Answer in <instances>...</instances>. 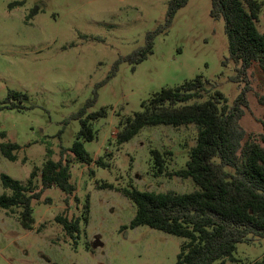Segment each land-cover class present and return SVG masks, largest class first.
<instances>
[{
	"label": "rangeland",
	"instance_id": "1",
	"mask_svg": "<svg viewBox=\"0 0 264 264\" xmlns=\"http://www.w3.org/2000/svg\"><path fill=\"white\" fill-rule=\"evenodd\" d=\"M169 1L0 0V143L21 146L16 161L0 149V195L12 194L2 185V173L27 184L31 171L48 159H70L76 187L71 194L58 187L44 190L33 201L30 229L22 224L20 208L0 207V264H177L186 239L145 225L131 228L136 205L122 189L193 191V179L177 171L186 166L197 127L146 126L126 143L116 140L121 119L142 110L163 87L202 75L229 105L244 90L247 106L240 123L247 138L260 140L264 72L254 64L239 82L232 80L240 65L229 59L225 20L212 17V0H189L155 37L153 54L135 65L126 60L147 45L149 32L165 24ZM258 1V27L264 32V0ZM35 7L39 12L31 16ZM96 93L88 113L105 107L107 114L92 122L96 138L84 142L93 157L87 165L70 148L81 129L74 116ZM154 149L165 156L164 173L157 172ZM35 180L40 185V178ZM58 215L82 216L79 232L68 235ZM99 239L102 245L94 248ZM234 256L235 261L214 264L262 259L264 240L239 243Z\"/></svg>",
	"mask_w": 264,
	"mask_h": 264
},
{
	"label": "trees",
	"instance_id": "2",
	"mask_svg": "<svg viewBox=\"0 0 264 264\" xmlns=\"http://www.w3.org/2000/svg\"><path fill=\"white\" fill-rule=\"evenodd\" d=\"M188 1L170 0L165 24L149 32L147 45L126 60L135 65L153 54L155 37L171 26L177 11ZM261 9L262 3L258 0H212V17L225 20L229 59L240 65L232 77L235 82H239L254 64L264 72V32L258 27ZM38 12L35 7L30 14L34 16ZM224 63L227 64V60ZM117 68L118 63L109 78L115 75ZM209 85L208 79L198 75L181 85L163 87L143 102L142 110L121 119L116 135L117 142L122 144L146 126L194 124L197 127L196 144L190 150L185 168L177 171L180 176L193 179L196 184L193 191L122 189L136 205L131 228L145 225L186 239L177 264L235 261L234 253L239 243L264 240V131L260 140L247 138L248 134L240 123L247 106L244 90L233 105H229L225 94L217 89L211 92ZM10 95L27 99L19 92ZM96 101L97 93L74 116L80 119L81 129L70 151L80 163L87 165L93 162V157L84 142L96 138L92 122L107 114L105 107L88 113ZM260 101L264 103V96ZM15 107V104L10 106ZM2 137H6L4 132ZM20 147L10 141L0 143L3 155L11 161L17 160L15 152ZM152 154L157 172L164 173L165 156L158 149L152 150ZM70 161L46 160L41 167L31 171L27 184L2 173V185L12 194L0 195V207L20 208L22 224L30 229L35 219L33 201L40 200L44 190L58 187L68 194L76 190L71 182ZM36 178H40V185ZM88 205L86 202L87 210ZM82 218L71 220L57 216L71 237L79 232ZM251 264H264V257Z\"/></svg>",
	"mask_w": 264,
	"mask_h": 264
},
{
	"label": "water",
	"instance_id": "3",
	"mask_svg": "<svg viewBox=\"0 0 264 264\" xmlns=\"http://www.w3.org/2000/svg\"><path fill=\"white\" fill-rule=\"evenodd\" d=\"M100 245H102V242H101V240L99 239V240H96L95 242H93V244H92V246L95 248V247H97V246H100Z\"/></svg>",
	"mask_w": 264,
	"mask_h": 264
}]
</instances>
